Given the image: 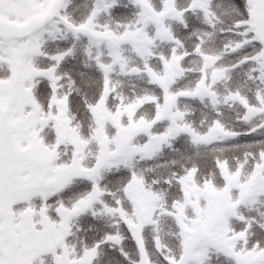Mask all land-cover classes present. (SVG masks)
Here are the masks:
<instances>
[{"label":"snow or ice","instance_id":"1","mask_svg":"<svg viewBox=\"0 0 264 264\" xmlns=\"http://www.w3.org/2000/svg\"><path fill=\"white\" fill-rule=\"evenodd\" d=\"M0 264H264V0H0Z\"/></svg>","mask_w":264,"mask_h":264}]
</instances>
